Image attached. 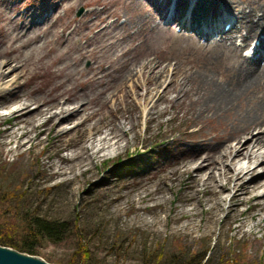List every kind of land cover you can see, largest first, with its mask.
Here are the masks:
<instances>
[{
  "label": "rangeland",
  "instance_id": "1",
  "mask_svg": "<svg viewBox=\"0 0 264 264\" xmlns=\"http://www.w3.org/2000/svg\"><path fill=\"white\" fill-rule=\"evenodd\" d=\"M186 1L193 3L196 0ZM237 1L249 8L250 5L257 7L258 4H264V0ZM36 3L40 4L38 11L33 7ZM144 3V0H0V27L5 26L11 30L8 20L2 18L11 13L10 8L15 11L13 15L31 10L33 20L39 21L37 25L42 26L50 16H53L52 19L56 18L58 21L54 28L59 34L69 20L83 16L87 10H93L92 17H96L95 20L104 17L106 23H112L110 35L121 37L129 30L134 33L131 38L125 37L130 42H124V38H119L116 47L106 49H103L104 38L101 37L92 45L97 46L99 53L98 58L94 60L111 61L121 54L123 49H130L134 40L135 43L144 41L139 48L133 45L128 50L126 57L133 72L139 71V63L145 58L153 60L157 71L161 68L159 66L175 64L177 61L173 57L161 56L156 50L178 51L188 39L204 41V38H200L191 29H180L178 32L179 25L175 22L164 24L165 18L160 21L155 18L158 17L156 15L153 16V20L149 15L153 7L145 8ZM47 7L49 8L47 16L41 19V12ZM229 11L234 10L230 8ZM161 24L170 27L171 31L163 29ZM224 25L225 23L221 24ZM39 31H44V28ZM46 32H51L50 25ZM181 32L184 33L183 36L179 35ZM215 34L208 36L209 41H218ZM235 39L240 43V36ZM43 41L37 54L34 53L33 59L27 62V75L18 79L20 84L29 80L30 84L23 87V92L38 87L46 90L59 82V79L54 77V72L61 71L65 63L64 61L53 63L55 52H48V47L55 43L56 36L47 35ZM73 41L79 44L80 35H74ZM153 44L156 47L149 49ZM37 45L39 43L29 48H21L20 54L24 51L27 53ZM57 46L60 49L65 48V45ZM242 50L244 51L241 56L244 57L250 48ZM235 55L239 56L238 51ZM39 57L43 59L40 60ZM124 60L126 59L122 57L120 62ZM238 60H241V57L236 59L237 62ZM90 63L89 59L85 60L82 67L87 68ZM200 64L189 62L182 64L181 72L188 70L190 71L188 75H194V68ZM206 64L204 70L218 82H224L237 66L235 59L230 57L214 61L209 59ZM72 69H76L75 66L66 68ZM34 72L36 75L33 76ZM199 73L194 76H198ZM156 75L155 80H162V76L156 78ZM135 78L136 75H133V79ZM196 82L197 77L194 86H197ZM185 83L191 86V82ZM72 84L74 83H63ZM120 85L117 84L115 87ZM176 86L177 83L169 87L167 96L170 103L160 104L162 108L167 107L166 113L148 124L141 115L135 118L134 108L130 102L134 92L145 93L148 84L137 92L128 85L113 102H107V107L98 104L101 108L100 115L93 119L94 121L99 119L96 127L104 128L107 125L110 127L120 121H129V118L136 124L133 129L130 123L127 124L129 130L122 138L124 148L119 155L104 160L94 158L87 172L80 174L81 169H76V177L70 180L52 175V172L58 165L67 168L72 164L61 162V158L69 156L84 138L90 136L92 132L89 129L90 123L78 126L61 137H55L52 132L47 134L45 131L38 135L39 140L24 147L16 146L21 131L17 132V137L10 143L2 144L4 139L0 138V198L4 196L3 201L8 203L0 206L5 212L0 217V237L17 240L19 221L28 215H35L48 222L50 227L49 236H44L41 243L34 247L31 255L52 264H180L187 257L193 258L192 263H196L199 255L205 250L212 264H264V238L259 239L258 235L246 232L248 226L256 219L257 210L253 206V201L237 205L235 211H229L228 203L225 202L215 218L211 211L206 210V206L197 216L180 218L181 210L189 206L185 199L192 190L184 188V182L177 184L170 182L168 178L165 186L159 182L161 176L168 174L175 161L189 154L188 142L192 135H197L196 132H192L193 129H198V126L192 125L193 116L191 118L186 116L182 107L184 104L177 101L176 94L179 91ZM94 94L91 92L87 95L92 97ZM258 101L264 104V85L255 93L254 98L249 97L234 103V110L249 112ZM4 112L5 109L0 108V113ZM11 121L0 115V129L10 128ZM74 123L75 121L70 120L62 128H68ZM219 124L221 121L218 120L204 121L202 132L219 133L221 131ZM133 162H139L141 168L135 170L130 167ZM127 167H130L128 169L131 172H119L121 168ZM105 176H109V182H99ZM156 183L160 191L166 192V201L142 202L134 197L142 186L147 188ZM169 183H173L174 186L166 191ZM72 187L74 191L71 192ZM118 194L122 196L120 200H115ZM0 200L2 202V199ZM191 219L193 221L189 223ZM240 222L246 224L236 229ZM80 244L88 250V255L80 252ZM198 264L205 263L201 261Z\"/></svg>",
  "mask_w": 264,
  "mask_h": 264
},
{
  "label": "bare ground",
  "instance_id": "2",
  "mask_svg": "<svg viewBox=\"0 0 264 264\" xmlns=\"http://www.w3.org/2000/svg\"><path fill=\"white\" fill-rule=\"evenodd\" d=\"M144 2L145 8L153 7V11L149 13L153 20V16L156 15L158 17L155 18L160 21L165 18L164 24L178 23L184 30L195 31L200 38H204V41L188 39L178 51L156 50L161 56L173 57L177 61L175 64L161 65L157 71L153 60L145 58L139 63V71L133 72L126 57L128 50L133 45L139 48L144 41L135 43L134 40L130 49H123L122 53L111 61L94 60L98 58L99 53L97 46L92 45L101 37L104 38L103 49H106L116 47L119 38H124V42H130L125 37L131 38L134 33L129 30L121 37L110 35L112 23H106L104 17L95 20L96 17H92L93 10H87L83 16L69 20L58 34L54 28L58 20L52 19L53 16L48 17L41 26L37 25L39 21L33 20V11L17 10L18 13L13 15L15 11L10 8L11 13L2 18L8 20L11 30L5 26L0 27V108L5 109L0 115L12 120L10 128L0 129V138L4 139L2 144L12 142L19 131L21 136L16 146L24 147L39 140L38 135L45 131L47 134L52 132L53 136L61 137L78 126L90 123L89 129L92 131L90 136L84 138L69 156L61 158V162L72 164L67 168L58 165L52 172V175L70 180L76 177V169H81L80 174L87 172L94 158L104 160L119 155L124 148L122 138L129 130L127 124H131V129L136 124L129 118V121H120L110 127L108 125L104 128L96 127L99 119L96 121L93 119L100 115L99 106L107 107V102H113L128 85L137 92L148 84L145 93L134 92L130 102L134 108L135 118L141 115L147 124L152 123L158 116L166 113L167 107L162 108L160 104L170 103L167 96L169 87L177 83L176 88L179 91L176 94L177 101L184 104L182 107L186 116L190 118L193 116L192 125L198 126V129H193L192 132H196L197 135H192L188 142L189 154L175 161L168 174L161 176L159 182L165 186L168 178L170 182L177 184L184 182V188L192 190L185 199L189 206L181 210L180 218L197 216L204 210V206L215 218L225 202L228 203L229 211H235L237 205L253 201V206L257 210L256 219L248 226L246 232L258 235L259 239L264 238V104L258 101L245 113L234 110V103L245 98H254L255 93L264 85V4H258L257 7L250 5L249 8L237 0H196L193 3L186 0ZM33 7L38 11L40 4L36 3ZM230 8L237 13L229 11ZM48 9L47 7L41 12V19L47 16ZM227 21L230 26L225 30L221 24ZM49 25L51 32L48 33L46 29ZM161 27L171 31L170 27L162 24ZM43 28L44 31H39ZM213 32H217L215 36L218 37V41H209L207 38ZM235 33L241 38L238 46ZM50 34L56 36L55 43L48 47V52H55L52 62L65 63L61 71H53L59 82L46 90L38 87L23 92V87L30 84L29 80L20 84L18 79L27 75V62L33 59L34 53L37 54L42 47L43 38ZM76 34L80 35L79 44L73 41ZM183 34L181 32L179 35ZM252 41H258L259 44H255L250 53L242 57L241 53L244 51L242 49H246ZM36 43L39 45L27 53L24 51L21 52L22 55L20 54L21 48H29ZM58 44L65 45V48L60 49ZM155 47L153 44L149 49ZM235 50L239 53L237 57ZM122 57L126 60L120 62ZM228 57L235 59L237 66L234 67L233 74L225 81L221 80L224 82L216 81L207 70H204L207 66L205 62L209 59L214 61ZM240 57L241 60L237 62L236 59ZM87 59L91 63L84 68L82 63ZM187 62L195 65L201 63L193 70L194 75L200 72L198 76L188 75L190 72L188 70L181 72L180 66ZM49 65L48 63L47 66ZM70 66H75L76 69L66 70ZM155 74L156 78L162 76V80H155ZM133 75H136L135 79ZM224 75L226 76V73ZM196 77L197 86H194ZM67 82L74 84L63 85ZM185 82H191V86H187ZM117 84L121 85L115 87ZM91 92L95 93L92 97L87 95ZM70 120L75 123L68 128H62ZM216 120L221 121L219 133L202 132L204 121ZM99 182H109V176H105ZM157 185L156 183L147 188L142 186L134 197L142 202L166 201V192L160 191ZM173 186V183H169L165 190H170ZM72 191L74 187L71 188ZM154 191L155 194L152 193ZM121 196L122 194H118L115 200H120ZM192 221L189 220V223ZM242 224L246 223L240 222L235 228H240Z\"/></svg>",
  "mask_w": 264,
  "mask_h": 264
},
{
  "label": "trees",
  "instance_id": "3",
  "mask_svg": "<svg viewBox=\"0 0 264 264\" xmlns=\"http://www.w3.org/2000/svg\"><path fill=\"white\" fill-rule=\"evenodd\" d=\"M140 162V161H139ZM139 162H133L132 166L135 170L139 169ZM142 162V160H141ZM149 162V160L147 161ZM146 163V162H145ZM143 164V163H142ZM140 164V166H142ZM121 168L119 172L123 173H128L131 172L128 168ZM126 171V172H125ZM7 196V193H5ZM2 202L0 200V206L7 205L3 199L4 196H1ZM4 209H0V217L3 215L5 212L3 211ZM20 225L18 226V232L16 233V238L17 240H8L5 239V237H0V245L3 246H9L12 247L18 251L25 252L28 254H33V250L35 249L34 247L38 244L41 243V240L44 238V236H49L48 235V222L40 219L38 216L35 215H28L27 217L22 218L20 221ZM80 252L83 253L84 255H88V250L85 249L82 244H80ZM193 258L187 257L185 260H183L180 264H198L201 261H204L205 264H212V260L209 259V255L207 251L205 250L203 253L199 255L198 261L196 263H192ZM221 264H226V263H221Z\"/></svg>",
  "mask_w": 264,
  "mask_h": 264
},
{
  "label": "water",
  "instance_id": "4",
  "mask_svg": "<svg viewBox=\"0 0 264 264\" xmlns=\"http://www.w3.org/2000/svg\"><path fill=\"white\" fill-rule=\"evenodd\" d=\"M0 264H52L38 256L0 245Z\"/></svg>",
  "mask_w": 264,
  "mask_h": 264
}]
</instances>
